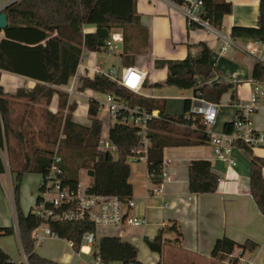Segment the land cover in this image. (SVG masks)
<instances>
[{"label": "trees", "instance_id": "1", "mask_svg": "<svg viewBox=\"0 0 264 264\" xmlns=\"http://www.w3.org/2000/svg\"><path fill=\"white\" fill-rule=\"evenodd\" d=\"M179 5L183 0H173ZM203 6L199 14L213 28L220 27L223 14L232 11V4L226 0H201ZM6 27L0 30L4 38L0 39V71H9L20 76H26L38 83L33 89H19L14 98L37 101L45 98L48 101L57 91L60 109L66 108L67 94L53 88L67 84L76 71L82 49L90 51L104 50L113 29L121 31V48L118 51L121 62L125 66L133 65L139 54H144L147 44V27L140 20L136 10L135 0H19L6 5ZM257 20L254 26L235 25L230 30V37L253 39L264 42V0H259ZM91 26L92 31L83 32L82 28ZM190 27L200 26L189 19ZM194 51L188 50L183 59L157 61L155 65L165 67L167 75L163 85L174 86L182 90H191L193 95L210 102L219 103L220 96L231 90L230 100L236 101V85L232 83L208 84L214 76V67L210 64L212 51L202 42L194 45ZM251 79L264 84V63L255 61L252 65ZM161 86L160 84H154ZM81 88H92L105 94H115L120 98L129 99L131 92L118 85L106 76L95 75L93 78H83ZM192 95V96H193ZM135 102L146 104L148 109L158 107L159 115L150 122L148 135L150 142L147 148L148 173L156 182L160 174V164L164 147L188 146L205 144L208 134L204 132L199 118L186 117L190 108V99H184L182 113H166L163 104L133 98ZM10 97L4 93L0 85V148L9 150L8 134L10 131ZM74 105L67 107L65 114L59 112L50 130H43V145L34 146L30 152L24 151V158L18 168L10 165L14 173L13 195L16 209L18 237L22 252L27 257L28 264H59L47 257H42L34 251L33 230L40 224L32 208L22 211L19 204L20 184L25 172L44 174L51 160L53 147L58 142V153L61 154V167L64 177L69 182L78 180V169H86L90 177L88 191L100 194H114L124 199L131 196L132 184L129 181L131 168L127 163L130 149L137 147L138 136L135 129L124 123H114L108 130V136L115 145L114 158L110 151H99L97 145L100 139L101 120L97 113L99 105L95 100H89V126L81 125L71 120ZM189 125V126H188ZM191 127V128H190ZM230 122L225 124L229 129ZM264 157H254L250 160V193L260 212L264 213V179L262 169ZM4 172V164L0 156V173ZM219 177L212 172L208 159H191L188 164L189 191L202 194L214 192L218 186ZM51 229L57 236L68 240L72 249L79 250L83 234L92 231L90 222H52ZM14 233V226H0V236ZM176 233L181 236L176 222L158 228L157 235L145 239L150 250L159 252L164 241V235ZM96 248L101 260L120 261L122 264L136 261L138 250L128 240H122L114 235H102L97 239ZM254 251L257 247L252 241L237 243L227 236L215 240L211 255L223 258L230 256L235 249ZM234 262L237 258L232 256ZM0 264H12L10 256L0 247ZM61 264V263H60ZM159 264V263H156Z\"/></svg>", "mask_w": 264, "mask_h": 264}, {"label": "crops", "instance_id": "2", "mask_svg": "<svg viewBox=\"0 0 264 264\" xmlns=\"http://www.w3.org/2000/svg\"><path fill=\"white\" fill-rule=\"evenodd\" d=\"M232 4V11L223 14L220 20V27L214 30L200 24L197 27L189 26V19L178 8V3L173 0H135L136 10L140 14V20L147 27L148 44L144 54H139L133 65L142 69L146 78L143 87L134 95L149 102L163 104L166 113H182L184 99H191V90H182L178 95L182 101L181 110L168 111L167 102L163 96L170 92V89L161 85L164 83L167 69L157 66L155 63L162 60L183 59L187 51H194V45L204 42L212 54L210 64L215 68L214 76L208 84L232 83L236 85V99L247 98L251 90V72L255 61L264 63V42L253 39H242L230 37V30L235 25L254 26L257 20L259 0H226ZM199 17V15H198ZM213 28V27H212ZM93 27H83L82 31H92ZM121 37L119 29H113L110 37ZM4 34L0 31V39ZM122 38V37H121ZM225 39H230L237 46H230L222 51ZM121 42V41H120ZM119 43V42H117ZM119 51V50H118ZM114 54L102 51H90L82 49L81 57L76 67V72L71 75L67 84L58 85L57 88L67 94L66 108L60 109L59 95L55 91L48 101L41 97L37 101L19 99L13 96L19 89H33L38 82L26 76L9 71H0V85L11 99L10 107V131L8 134L9 150L6 146L0 148V156L4 164V172L0 173V226H14V233L9 236H0V247L10 256L14 262L28 264L25 253L22 252L20 237H18L16 209L13 195L14 173L10 169L18 168L23 162L24 151L30 152L34 146L43 145V130H50L54 119L59 112L66 113L67 107L74 105L71 112V120L89 126L91 120L88 116L89 100H101L104 94L92 88H81L83 78H93L96 74L93 67H113L115 69L125 66L121 62L119 53ZM154 84H160L156 86ZM73 87L72 94L67 90ZM174 87V86H172ZM174 91V89L172 90ZM100 95V98L94 96ZM231 90L220 96L218 114L222 107V98H225L232 105L233 116L235 108L230 100ZM145 107L146 104L141 103ZM159 113V108L154 107ZM255 122L262 124L264 115L258 112L254 115ZM98 119L102 127L109 124L106 109H99ZM235 117V116H234ZM233 120V119H232ZM232 120H223L221 130L225 124ZM217 123V121H216ZM216 125V124H215ZM214 125V126H215ZM214 128V127H213ZM221 130L219 132H221ZM162 160H169L168 172L170 181L162 184V192L157 195H147L152 187L148 178L147 162L144 159L133 161L145 162V172L140 173L136 182L132 176V169L129 181L132 184L131 197L135 201L134 206L129 210L130 214L147 218V222L138 226L125 225L121 231V239L128 240L139 249L145 251L142 256L137 255L140 264H245L242 260L232 261L231 256L216 257L211 255L212 246L216 239L227 236L237 243L245 240L256 244L252 252L245 251L242 259H250V264H264V214L258 209L254 198L250 193V160L245 153L250 151L238 150L236 152L237 166L228 168L214 158L213 150L207 143L188 146H172L163 148ZM252 152V151H251ZM129 157V156H128ZM264 157V156H259ZM191 159H208L211 170L218 177V186L214 192L202 194L189 191L188 164ZM132 160V159H131ZM36 174V179L31 185L22 183L19 193V204L26 214L34 205L40 174L25 172L22 180L25 181L27 174ZM264 179V168L262 169ZM131 179V180H130ZM35 204V203H34ZM176 222L179 226L181 236L177 238L176 233L164 235L161 251L150 250L145 239H153L157 235L158 228ZM129 228H135L134 233ZM103 234V230L99 232ZM14 239L19 247L22 257L15 260L11 253L10 239ZM64 240L60 250L36 252L40 256L47 257L59 264H85L82 254L75 252L70 242L64 238L48 236L43 242ZM240 249H235L232 255H237ZM88 255V254H86ZM89 256V255H88Z\"/></svg>", "mask_w": 264, "mask_h": 264}, {"label": "built area", "instance_id": "3", "mask_svg": "<svg viewBox=\"0 0 264 264\" xmlns=\"http://www.w3.org/2000/svg\"><path fill=\"white\" fill-rule=\"evenodd\" d=\"M15 1L0 0V12L4 9V5ZM202 6L203 2L201 0H183V4L178 5V8L188 19L204 24L211 30L216 31L207 21L198 17ZM121 39L118 36L111 37L107 40L104 50L107 53L114 54L118 51L116 44ZM230 46L235 47L237 44L230 39H225L222 51ZM93 70L96 75L106 76L118 85L130 90L131 97L129 99L120 98L115 94L106 92L103 99L95 101L98 103L99 109H106L111 126L119 122L135 129L138 136V145L130 149L131 154L129 157L132 161L147 160L150 122L157 118L159 113L133 100L134 95L144 86L145 72L134 66H121V68L115 69L109 66L96 65ZM67 92L72 94L73 87H70ZM190 101V108L185 116L187 118H199L204 132L208 134L207 142L213 150L214 158L220 163H224L228 168H235L237 166L236 152L238 150L251 152L256 147L264 148V121L260 125L255 122L254 118V115L258 112H262V115H264L263 83L252 80L249 96L247 98H237L233 102L235 117L230 122L229 129L224 128L221 132L212 130L217 121L216 116L219 105L196 95H193ZM97 150H107L115 153V145L111 142L109 136L106 139L100 136ZM51 154L49 165L44 174L41 175L38 183L33 207L35 216L40 220V224L32 232L34 245H39L48 236L59 238L50 227L52 222H90L94 229L83 234L82 242L77 251L83 253V248H87L86 254L91 259L86 261L85 264H122L120 261L104 263L101 260L96 248L97 239L102 236L99 232L103 230L104 235L109 234L121 238V231L125 225L138 226L146 223L147 218L130 214L129 210L135 204L131 196L122 199L114 194L105 195L90 192L88 191L89 185H83L79 180L72 183L65 179L61 167V154L58 153V142ZM168 164L169 160L167 159L161 161V170L156 182L152 180L153 175L148 173L152 187L148 190L147 195L159 194L162 192L161 183L170 181ZM234 257L237 258V261L242 260L245 264L251 262L250 259H242L241 249ZM12 264L20 263L12 261ZM127 264L140 263L132 261Z\"/></svg>", "mask_w": 264, "mask_h": 264}, {"label": "rangeland", "instance_id": "4", "mask_svg": "<svg viewBox=\"0 0 264 264\" xmlns=\"http://www.w3.org/2000/svg\"><path fill=\"white\" fill-rule=\"evenodd\" d=\"M16 1H19V0H16ZM161 85H163V83ZM164 87H166L167 89L171 88L170 89L171 91L170 92L168 91V93L163 96V98H165V101L167 102L168 111L173 110V111L179 112L181 110V104H182V101H181L180 97L178 96L180 94V91H178V89L176 87H172V86L168 87L165 85H164ZM173 89H174V91H172ZM94 96L100 98V95L94 94ZM218 116H219V118L217 120V123L214 126V128L212 129L215 132H219L221 130L223 120L234 119L232 105L229 104L225 98H222V107L219 111ZM109 128L110 127L108 125L102 127L101 132H100L101 138L106 139L108 137ZM57 137H58L57 142H59V139L61 138L60 131H59ZM113 156L115 158L116 154L113 153ZM245 156L249 160L254 159V157L264 156V148L256 147V148H254V150H252V152L245 153ZM127 163L129 164L130 168L132 169V176L130 178H133L137 182L139 177H140V173H142V172L144 173L146 170L145 162L141 161L139 163H134L130 157H127ZM77 169H78V175H77L78 180L81 182V184L88 185L90 182V177L87 175L86 169H84L82 167H79ZM35 177H36V174H34V173L27 174L25 181H23V180L21 181L20 189H21L22 183H24V184L28 183L29 185H31V183H33L34 180L36 179ZM40 179H41V177H38L37 181L39 182ZM32 205H34V202H32ZM32 210H34L33 207H32ZM134 229L135 228H129V230L132 231V233H134ZM10 242H11L10 248H11L12 257L15 260L21 259L22 253H20V250H19V247L17 246V243L14 241L13 238L10 239ZM61 243L65 244L64 240L59 239V240H55L52 242H46L45 241V242H43L42 246H40V247L34 246V249L37 252H43V251H48V250L58 252L62 246ZM44 249H48V250H44ZM138 253H139V256H142L143 253H145V251L139 249ZM81 257L85 261H89L91 259L90 256H88L86 254H82Z\"/></svg>", "mask_w": 264, "mask_h": 264}, {"label": "water", "instance_id": "5", "mask_svg": "<svg viewBox=\"0 0 264 264\" xmlns=\"http://www.w3.org/2000/svg\"><path fill=\"white\" fill-rule=\"evenodd\" d=\"M6 5H4V9L0 12V30L5 29V27L7 25V23H6L7 22L6 21V12H5ZM116 47H117L118 50H120L121 42L117 43Z\"/></svg>", "mask_w": 264, "mask_h": 264}]
</instances>
